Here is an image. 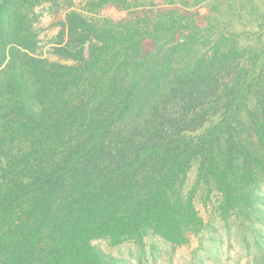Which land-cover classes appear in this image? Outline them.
I'll list each match as a JSON object with an SVG mask.
<instances>
[{"label":"trees","instance_id":"16d2710c","mask_svg":"<svg viewBox=\"0 0 264 264\" xmlns=\"http://www.w3.org/2000/svg\"><path fill=\"white\" fill-rule=\"evenodd\" d=\"M40 1L0 0V264H118L97 239L184 245L206 228L201 184L225 219L264 215V10L44 0L77 8L49 60Z\"/></svg>","mask_w":264,"mask_h":264},{"label":"rangeland","instance_id":"374dc122","mask_svg":"<svg viewBox=\"0 0 264 264\" xmlns=\"http://www.w3.org/2000/svg\"><path fill=\"white\" fill-rule=\"evenodd\" d=\"M222 8H260L264 10V0H217ZM209 3L208 7L206 6ZM206 3V4H205ZM214 0H206L197 8L215 6ZM77 5V4H76ZM71 9L64 4H50L44 0L36 11L40 13L35 25L39 33L37 53L49 60H57L52 53V42L60 30V23ZM103 15L121 17L123 12L108 7ZM69 63V62H68ZM196 180V164L188 170L186 188L191 189ZM264 197V188H261ZM194 204L199 215L206 222V228L181 246L171 247L158 238L147 237L143 243L126 241L110 245L107 240L97 239L93 244L104 253L120 260L118 264H264V215L258 216L251 225L237 218H223L216 210L219 196L216 192L207 193L206 186L198 185L193 193ZM264 210V202L259 204Z\"/></svg>","mask_w":264,"mask_h":264}]
</instances>
